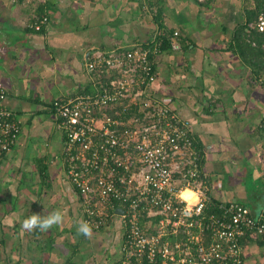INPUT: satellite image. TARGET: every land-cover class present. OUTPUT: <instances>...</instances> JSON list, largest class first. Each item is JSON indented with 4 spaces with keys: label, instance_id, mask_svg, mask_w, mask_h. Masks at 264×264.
<instances>
[{
    "label": "crops",
    "instance_id": "1",
    "mask_svg": "<svg viewBox=\"0 0 264 264\" xmlns=\"http://www.w3.org/2000/svg\"><path fill=\"white\" fill-rule=\"evenodd\" d=\"M262 10L264 0H0V89L21 121L0 157V264H117V220L90 239L77 232L80 201L64 173L51 102L93 92V49L145 44L162 28L177 30L181 47L156 56L153 91L188 123L207 200L256 216L264 202ZM56 210L61 225L21 229L30 215ZM243 244V264H264V237Z\"/></svg>",
    "mask_w": 264,
    "mask_h": 264
},
{
    "label": "built area",
    "instance_id": "2",
    "mask_svg": "<svg viewBox=\"0 0 264 264\" xmlns=\"http://www.w3.org/2000/svg\"><path fill=\"white\" fill-rule=\"evenodd\" d=\"M46 21L43 16L32 27ZM256 27L264 28L263 13ZM166 34L161 29L145 44L93 49L86 61L93 92L51 102L80 223L93 232L118 221L117 264H243L245 238L264 237V213L255 216L236 203L219 205L218 215L207 212L201 150L170 98L153 91ZM168 39L170 48L180 49L177 30ZM4 98L0 89V157L21 129ZM259 127L264 132V111Z\"/></svg>",
    "mask_w": 264,
    "mask_h": 264
},
{
    "label": "clouds",
    "instance_id": "3",
    "mask_svg": "<svg viewBox=\"0 0 264 264\" xmlns=\"http://www.w3.org/2000/svg\"><path fill=\"white\" fill-rule=\"evenodd\" d=\"M264 31V28L261 29ZM256 213L260 215L264 213V202L257 203ZM64 221V213L62 210H56L47 215L32 214L25 218L21 223V229L26 232H33L35 230L48 231L53 226H59ZM77 232L85 238L92 237V227L88 222H81L77 227Z\"/></svg>",
    "mask_w": 264,
    "mask_h": 264
},
{
    "label": "trees",
    "instance_id": "4",
    "mask_svg": "<svg viewBox=\"0 0 264 264\" xmlns=\"http://www.w3.org/2000/svg\"><path fill=\"white\" fill-rule=\"evenodd\" d=\"M264 10H262V12H263ZM258 17V14H257V16H256V21H257V18ZM257 28V27H256ZM163 29V28H162ZM163 30H165V29H163ZM166 32H167V34H166V36L163 38V43H162V50L164 49V48H166V47H170V41H169V39H168V36H169V34H171L173 31H167V30H165ZM262 34H264V32H261ZM134 108V107H133ZM207 212L208 213H214V215H218V214H221L220 212H221V208L219 207V205H218V203H216V202H214V201H212V200H209V201H207Z\"/></svg>",
    "mask_w": 264,
    "mask_h": 264
},
{
    "label": "bare ground",
    "instance_id": "5",
    "mask_svg": "<svg viewBox=\"0 0 264 264\" xmlns=\"http://www.w3.org/2000/svg\"><path fill=\"white\" fill-rule=\"evenodd\" d=\"M184 195H186V196L189 195V192L188 191H185L184 192Z\"/></svg>",
    "mask_w": 264,
    "mask_h": 264
},
{
    "label": "water",
    "instance_id": "6",
    "mask_svg": "<svg viewBox=\"0 0 264 264\" xmlns=\"http://www.w3.org/2000/svg\"><path fill=\"white\" fill-rule=\"evenodd\" d=\"M117 211L119 212V213H121L122 212V209H117ZM257 216V215H256Z\"/></svg>",
    "mask_w": 264,
    "mask_h": 264
}]
</instances>
